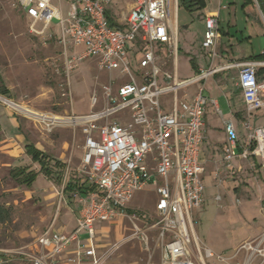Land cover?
<instances>
[{
    "label": "built area",
    "instance_id": "built-area-1",
    "mask_svg": "<svg viewBox=\"0 0 264 264\" xmlns=\"http://www.w3.org/2000/svg\"><path fill=\"white\" fill-rule=\"evenodd\" d=\"M16 1L30 18L32 34L49 32L65 49L68 45L85 46L81 53L71 56L68 73L80 60L97 57L101 70L120 74L119 78L110 77L102 87L101 98L96 92L91 96L89 113L65 117L30 113L47 132L58 125L82 130L85 143L79 171L96 185L90 193L73 192L78 202L76 229L69 234L53 229V225L44 230L36 240L37 250L30 254L32 264H56L57 257L74 242H78V247L76 255L67 258L69 262L89 258L93 264H103L94 244L95 223L123 215L134 194L148 187H153L158 196L157 215L150 229L158 230L161 253L158 260L132 264H235L243 253L247 256L245 264H264V235L225 254L204 246L192 234L193 211L204 204L202 176L206 168L200 152L206 111L216 101L204 96L203 86L192 99L180 103L177 92L206 80L218 69L203 70L180 82L175 71L161 65L158 45L168 46L171 55L176 52L169 19L171 0H133L123 27L113 26L109 18V6L116 0ZM256 2L264 16L259 1ZM64 3L69 6L66 15ZM55 20L57 26L51 28ZM204 22L203 46L213 49L209 56L214 59L220 38L219 17L207 16ZM40 24L42 27L38 28ZM234 64L239 67L238 85L246 107L247 142H241L234 119L224 120V161L230 166L235 159L256 156L264 172V126L251 124V118L264 116V78L258 75L264 60ZM170 91L175 94L174 107L165 112L161 96ZM67 178L66 173L62 194ZM82 232L88 233L86 242L81 241ZM143 240L148 243V235H143Z\"/></svg>",
    "mask_w": 264,
    "mask_h": 264
},
{
    "label": "rangeland",
    "instance_id": "rangeland-1",
    "mask_svg": "<svg viewBox=\"0 0 264 264\" xmlns=\"http://www.w3.org/2000/svg\"><path fill=\"white\" fill-rule=\"evenodd\" d=\"M261 4V0H258ZM212 4H218L211 1ZM256 2V1H255ZM117 3V5H116ZM132 0H117V12L128 13ZM220 32L227 34L218 47V53L227 51L239 59L243 55L260 54L264 50V19L260 13L244 11L245 0H220ZM258 5V4H257ZM64 15L67 14L68 3H64ZM262 6V4H261ZM264 10V9H263ZM16 0H0V73L10 90L8 95L0 94V205L10 208V218L0 224V264H32L31 253L37 237L50 225L71 228L78 218L77 198L67 193L62 194L63 182L60 174L68 175V179L87 178L80 172L81 155L85 140L79 130L66 125L55 126L52 132H47L35 120L33 114L20 107L37 113H52L65 117L73 112L85 113L89 101L95 92L101 98L102 87L109 83L110 77L119 78L117 71L108 73L99 68L97 57L80 60L71 71L67 65L74 53H81L85 46L68 48L61 44L55 35L46 32L35 35L30 32V22L27 21ZM123 16H118V18ZM194 13L189 12L181 2L178 8V23L182 30L185 21H196ZM57 26L55 20L51 28ZM41 28V24L37 26ZM180 30V34L182 31ZM59 32V31H58ZM196 30H191L196 45L201 46L202 37L196 36ZM180 34L177 37L181 38ZM239 39V40H238ZM228 49L225 51V49ZM212 48H205L207 56ZM179 76L186 79L194 75L189 61L182 52L178 55ZM233 71V70H232ZM204 87L203 94L209 99H216L219 108L225 114L229 110V101L215 87L213 78L202 80L187 88L190 94ZM15 105L9 104V102ZM246 119H242L243 131L241 140H247ZM253 127L264 126V117L251 118ZM25 137L51 158V164L60 161L66 165L64 172L57 169L52 176L39 174L37 181L31 186L20 185L11 177V169L16 166H28L40 171V165L27 156ZM226 144V140H225ZM224 144H217L213 149L205 151L208 169L216 171L217 187L234 190L236 181L240 182L237 173L226 175L224 161ZM251 170L258 169L256 165ZM68 169V170H67ZM209 183V180H207ZM246 184L245 181L240 184ZM222 194V190H214ZM214 198V197H213ZM240 196L235 204L239 205ZM225 200V198H224ZM225 201L208 198L206 210L200 218L194 214L195 225L202 238L204 246L209 245L214 250L224 253L234 237L239 236L238 229L232 219L223 216ZM135 215L128 212L120 215L113 222H102L104 229L99 232V243L102 244L101 254L107 256L106 264H131L158 260L161 247L158 244V230L150 229L151 222H144L143 215L156 219V193L153 187L137 191L127 206ZM105 223V224H104ZM71 224V225H70ZM241 233V232H240ZM148 235L149 242L143 240ZM264 232L243 242L255 240ZM86 234H81L85 238ZM240 243L239 245H242ZM238 245V246H239ZM232 253V252H231ZM230 253V254H231ZM247 256L243 253L235 264H245ZM68 261V260H67ZM69 262V261H68ZM76 264L77 262H69Z\"/></svg>",
    "mask_w": 264,
    "mask_h": 264
},
{
    "label": "crops",
    "instance_id": "crops-1",
    "mask_svg": "<svg viewBox=\"0 0 264 264\" xmlns=\"http://www.w3.org/2000/svg\"><path fill=\"white\" fill-rule=\"evenodd\" d=\"M211 1L217 2V0H203L204 3L198 2L197 0H171V11H170L169 19L171 24V33L176 42V52L174 53V55H171L170 49L166 45H158L157 51L158 54L161 56L159 60L161 65L166 70L175 71L177 74V78L179 79L180 82L194 78L203 70L208 71L211 68L218 69L216 73L210 74L206 80L210 79L211 77L213 78V82L215 84L216 90L220 94L221 93L224 94V96L228 99L229 110L224 114L219 108V104L216 99H214L216 101V105L209 104L207 107L206 118H205L206 121L204 126L205 139L200 152V159L204 163L206 168V171L202 176L205 183L204 204L193 211V220H194V214H197L200 218L201 212L206 210L207 208L206 201L208 200V198H211V200H216V201H222V200L225 201L224 203L225 205L223 206V210H224L223 216H225L226 218L235 217V219H232L234 225H236L234 229H238V231L241 232V233L239 232L238 237H234L231 240V242L229 243L230 245H228V247L225 249L224 253L230 254L238 247L240 243H242V241L248 238L257 237L264 232V172L260 168V158L256 156H252L249 160H245V159L243 160L239 158L235 159L232 161L230 166H226V175L228 174L233 176L237 173V176L240 178V182L245 181L246 184H242V183L240 184L239 181H236L237 184L234 186V190L232 191L228 190L227 186L226 188H218L217 179L215 177L217 172L216 171L210 172L209 169L207 168L208 164L205 156L206 155L205 151L208 149L216 148L215 146L217 144L223 143L225 145L226 134L224 127V120L226 119H234L233 121L235 123L239 138L241 140V131H243L242 119L246 118V107L244 103L243 93L238 85L239 67L235 66L234 63L244 62L248 60H256L255 59L256 56L264 53V50L260 54L257 55L252 54L248 56L243 55L239 59H236L237 57L234 54L232 55L228 51L227 54L218 53L214 59L211 58L209 55L207 56V53L203 46L205 40V31H206V23L204 21L207 16L215 15L219 17L220 10L222 8V6L220 5V0H218V4H219L218 6L216 4H212ZM255 1L256 0H245V4L247 2H249V4L243 7L244 11L246 13L251 12L252 10L258 12L264 19V16L262 15L261 10L259 8V5H257V2ZM181 2L183 3L186 10L194 13L195 16L197 17L196 21H192V22L185 21V23H183L182 25V30L179 27V23H178V8L181 7ZM114 3L109 6V11H108L111 24H113V26L123 27L125 26L127 16L133 7V0L129 12L128 13L123 12L122 15H120L116 10L117 3L116 5H114ZM261 4H262L261 9L264 13L263 10L264 5L262 1ZM20 10L22 11L21 15H23V17L30 22V18L26 15V13L21 8ZM118 16H123V18L122 17L118 18ZM173 18L175 21L173 20ZM193 28L196 30L195 32L196 36L200 35L202 37L201 46H197L195 37H192L191 30ZM219 28H220V18H219ZM180 30L182 31L181 34H180ZM178 34L181 35L180 36L181 38L177 37ZM225 34H227L228 37L232 36L230 30L227 33L221 34L220 32V38L218 39L216 52H218L219 50L218 47H222L220 46V44L223 41ZM226 50L228 49L226 48L225 51ZM180 52H182L183 55L186 56V58L189 61V65L191 69L194 71V75L186 79H181L179 76L178 55ZM97 63H98V58H97ZM258 75L260 79L264 78V67L259 68ZM161 82L164 83L165 80L162 79ZM194 84L197 83H192L188 86L179 88V91L177 92L178 103L184 100L192 99L197 94L200 88L196 89L193 94H190L187 91V88H189L191 85ZM174 98H175V94L173 91L167 92L161 96V105L165 112L172 111L174 107ZM89 108L90 109L85 113H89L92 110L91 103H89ZM73 113H77V112H73ZM85 113H77V114H85ZM258 117H264V116L258 115L255 118ZM77 130H79L80 133L83 135L81 129H77ZM26 141L29 140L25 137L24 139L25 151H26ZM241 142L243 144H246L247 140L244 142L241 140ZM83 153H84V149L82 150L81 161H82ZM27 156L29 155L27 154ZM256 165H258L259 168L251 170L252 169L251 167H254ZM207 180H209V183H207ZM218 189L223 191L225 195L224 196L225 200L222 197V194L215 193L214 190H218ZM154 192L156 193V191ZM238 195L240 196L239 199L240 202L239 205H236L235 199L236 197H238ZM218 196H221V198L217 199ZM157 197L158 196L156 193V200ZM127 209L130 208L127 207ZM127 212L128 211H126V213ZM117 217H115L113 220H110L109 222L110 223L113 222L115 219H117ZM143 217H144V222L146 223L153 222L149 216L143 215ZM102 222H107V221H97L95 223L94 227H95L96 235L94 239V244L96 247L97 257L102 260L103 264H106L108 258L107 256L105 257V255L101 254L100 252L103 245L99 243L100 239L98 237L99 232H101L105 227L104 225L101 224ZM76 224H74V226L71 228L62 227V226L58 227L56 226L55 222L52 225H53V229L55 230L58 229V231L60 232L69 234L76 229L77 227ZM49 227H47L46 229H48ZM83 233L86 234V236L85 238L81 237V241L86 242L88 238V233L82 232L81 234ZM192 234L193 236L198 238V240L201 243L203 242L200 234H198V230L195 225V220L192 229ZM206 246L210 247V249H212L216 253H220L214 250L213 247L209 245ZM77 247H78V242H74L73 245L65 253H63V255L57 257L56 264H71L67 261V258L76 255ZM37 248L38 246L35 243L33 251H36ZM76 264H93V261L92 259L84 258L77 261Z\"/></svg>",
    "mask_w": 264,
    "mask_h": 264
},
{
    "label": "trees",
    "instance_id": "trees-1",
    "mask_svg": "<svg viewBox=\"0 0 264 264\" xmlns=\"http://www.w3.org/2000/svg\"><path fill=\"white\" fill-rule=\"evenodd\" d=\"M198 2H203V0H197ZM204 3V2H203ZM249 2L245 4L248 5ZM113 25V24H112ZM256 60H264V53L256 56ZM193 62V59H192ZM194 64V63H193ZM0 94L1 95H8L9 90L5 84V81L0 73ZM26 152L31 157L32 161L38 163L40 165V171H36L31 169L30 167L26 166H16L11 169V177L16 180L20 185H25L31 187L38 179L40 173L46 176H52L57 173V169H62L64 172V168L66 167L60 161H56L54 165L51 164L52 158L43 152L42 150L38 149L36 145L32 142L26 141ZM60 182L64 181L65 174L61 172ZM66 188L65 193L73 196V192L76 190L79 193H90L96 190V185L89 182L88 178H85L84 181L80 178L75 180L71 178L70 180L67 178L66 181ZM129 214H135L132 210L127 209ZM10 208L0 205V224L6 222L10 218Z\"/></svg>",
    "mask_w": 264,
    "mask_h": 264
},
{
    "label": "bare ground",
    "instance_id": "bare-ground-1",
    "mask_svg": "<svg viewBox=\"0 0 264 264\" xmlns=\"http://www.w3.org/2000/svg\"><path fill=\"white\" fill-rule=\"evenodd\" d=\"M175 5V4H174ZM173 20H174V18H173ZM175 21V20H174ZM9 102V104H11V105H15L14 103H12V102H10V101H8ZM20 109H22V110H24V111H26V112H29V113H33L32 112V110H29V109H26L25 107H20Z\"/></svg>",
    "mask_w": 264,
    "mask_h": 264
},
{
    "label": "water",
    "instance_id": "water-1",
    "mask_svg": "<svg viewBox=\"0 0 264 264\" xmlns=\"http://www.w3.org/2000/svg\"><path fill=\"white\" fill-rule=\"evenodd\" d=\"M261 1H262L263 5H264V1L263 0H261Z\"/></svg>",
    "mask_w": 264,
    "mask_h": 264
}]
</instances>
